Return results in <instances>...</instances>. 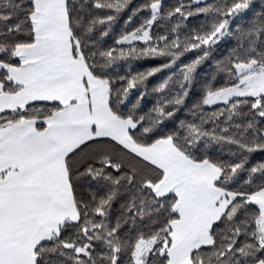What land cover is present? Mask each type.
I'll list each match as a JSON object with an SVG mask.
<instances>
[{"label": "snow or ice", "instance_id": "6c2138e0", "mask_svg": "<svg viewBox=\"0 0 264 264\" xmlns=\"http://www.w3.org/2000/svg\"><path fill=\"white\" fill-rule=\"evenodd\" d=\"M0 264H264V0H0Z\"/></svg>", "mask_w": 264, "mask_h": 264}]
</instances>
